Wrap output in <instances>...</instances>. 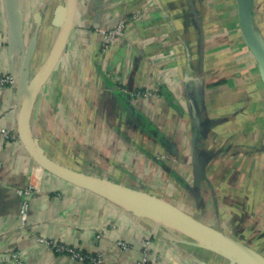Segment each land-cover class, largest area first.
Segmentation results:
<instances>
[{
    "label": "crops",
    "instance_id": "obj_1",
    "mask_svg": "<svg viewBox=\"0 0 264 264\" xmlns=\"http://www.w3.org/2000/svg\"><path fill=\"white\" fill-rule=\"evenodd\" d=\"M64 1L12 0L13 19L0 0V76L20 75L31 41L25 84L37 76L58 33L52 12ZM258 17L253 0L264 37ZM123 19L122 34L102 49L97 30ZM189 91L207 121L195 145ZM22 98L18 83L0 84V261L14 253L19 264H91L37 241L44 237L102 264H129L144 251L145 264H229L173 220L136 215L40 168L17 135ZM29 128L55 163L171 205L264 259V87L236 0H77ZM194 152L207 156L196 190ZM26 185L21 226L16 189Z\"/></svg>",
    "mask_w": 264,
    "mask_h": 264
},
{
    "label": "water",
    "instance_id": "obj_2",
    "mask_svg": "<svg viewBox=\"0 0 264 264\" xmlns=\"http://www.w3.org/2000/svg\"><path fill=\"white\" fill-rule=\"evenodd\" d=\"M12 0H6L8 11L13 19ZM77 0H65L57 5L51 18V25L58 28V33L51 50L37 76L25 84L28 76L27 64L30 61L34 48V41L29 43L28 49L22 52V68L19 76H13L15 83L23 88V98L17 120V135L23 148L43 170L80 188L89 190L110 200L116 201L126 210L136 215L151 216L161 220H173L178 225L187 229L195 240L205 248H215L229 258V264H264V259L237 243L231 238L220 234L207 227L191 216L181 212L175 207L154 200L142 194L127 190L115 184L107 183L96 178L69 170L48 158L38 145L36 138L30 133L29 123L33 106L41 87L52 74L60 56L66 46L70 31L73 26ZM253 0H236L238 25L242 40L251 52L260 74L264 87V41L255 29L252 18ZM34 19L40 20V15L35 13ZM189 116L194 125L193 144L197 140L199 129L207 123L202 119L200 107L192 91L187 94ZM207 156L204 153H193L191 160L192 188L196 190L205 178ZM199 264H208L200 261Z\"/></svg>",
    "mask_w": 264,
    "mask_h": 264
},
{
    "label": "built area",
    "instance_id": "obj_3",
    "mask_svg": "<svg viewBox=\"0 0 264 264\" xmlns=\"http://www.w3.org/2000/svg\"><path fill=\"white\" fill-rule=\"evenodd\" d=\"M125 20H119L114 28L112 29H98V35L101 40V47L102 49L108 46L109 43H111L114 38L118 35L122 34L123 27L125 25ZM14 84L15 79L10 74H4L0 76V84ZM2 134L7 137L9 136L8 131L3 130ZM14 135V134H13ZM16 136V134H15ZM32 193V188L29 185H26L23 188H17L16 194L21 198L20 205H19V212H18V219L20 221V225L23 226L25 223V217L28 211V197ZM37 241L43 244L48 245L50 248L58 251L63 252L69 255L71 259L79 260V261H89L91 264H102V258L99 255H92L88 253H83L81 251L76 250L72 246H66L61 243L53 242L51 240H47L44 237H38ZM149 244L148 239H145L143 241V246H147ZM118 245H120L122 248H125V242H118ZM145 250V249H144ZM10 256V255H9ZM9 256L4 257L2 261H0V264H19L20 260L17 257L16 254H11V259L8 260ZM146 262V252H143V255L141 258L134 262H130L129 264H145Z\"/></svg>",
    "mask_w": 264,
    "mask_h": 264
},
{
    "label": "rangeland",
    "instance_id": "obj_4",
    "mask_svg": "<svg viewBox=\"0 0 264 264\" xmlns=\"http://www.w3.org/2000/svg\"><path fill=\"white\" fill-rule=\"evenodd\" d=\"M255 4V13L258 14L259 18V27L264 32V0H254ZM264 41V37H262Z\"/></svg>",
    "mask_w": 264,
    "mask_h": 264
},
{
    "label": "bare ground",
    "instance_id": "obj_5",
    "mask_svg": "<svg viewBox=\"0 0 264 264\" xmlns=\"http://www.w3.org/2000/svg\"><path fill=\"white\" fill-rule=\"evenodd\" d=\"M56 2V1H55ZM54 3V2H53ZM57 29V28H56ZM54 34V33H53Z\"/></svg>",
    "mask_w": 264,
    "mask_h": 264
}]
</instances>
